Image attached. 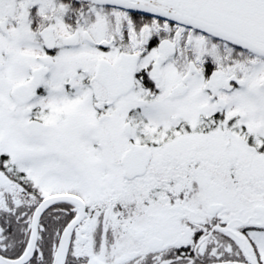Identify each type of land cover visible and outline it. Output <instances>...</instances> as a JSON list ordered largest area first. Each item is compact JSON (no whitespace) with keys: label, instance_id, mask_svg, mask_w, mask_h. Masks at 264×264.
Segmentation results:
<instances>
[{"label":"snow or ice","instance_id":"1","mask_svg":"<svg viewBox=\"0 0 264 264\" xmlns=\"http://www.w3.org/2000/svg\"><path fill=\"white\" fill-rule=\"evenodd\" d=\"M0 264H264V0H0Z\"/></svg>","mask_w":264,"mask_h":264}]
</instances>
